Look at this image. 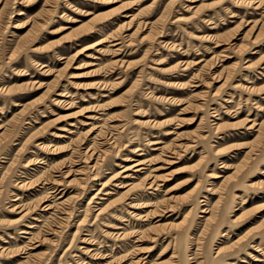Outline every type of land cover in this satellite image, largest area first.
<instances>
[{
	"label": "rangeland",
	"instance_id": "374dc122",
	"mask_svg": "<svg viewBox=\"0 0 264 264\" xmlns=\"http://www.w3.org/2000/svg\"><path fill=\"white\" fill-rule=\"evenodd\" d=\"M0 264H264V0H0Z\"/></svg>",
	"mask_w": 264,
	"mask_h": 264
}]
</instances>
